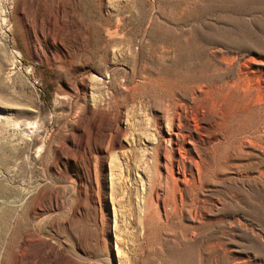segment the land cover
Segmentation results:
<instances>
[{
    "label": "rangeland",
    "instance_id": "374dc122",
    "mask_svg": "<svg viewBox=\"0 0 264 264\" xmlns=\"http://www.w3.org/2000/svg\"><path fill=\"white\" fill-rule=\"evenodd\" d=\"M0 264H264V0H0Z\"/></svg>",
    "mask_w": 264,
    "mask_h": 264
},
{
    "label": "bare ground",
    "instance_id": "6f19581e",
    "mask_svg": "<svg viewBox=\"0 0 264 264\" xmlns=\"http://www.w3.org/2000/svg\"><path fill=\"white\" fill-rule=\"evenodd\" d=\"M202 93H199L201 97L200 101L199 102H193V100H187V102L183 105V107H181V110L182 111H179L177 112L176 114L178 115L179 117V120L182 121V119H184V123L185 125L189 126L191 125L192 127V119H194V117H197V120L199 121V125H193L192 127V130H191V135L194 137V136H197L199 138H202V132L203 131H206L207 128H206V125L205 124H202L203 126H201L200 124L202 122H205V120H207V115H210L211 116V113H210V110H209V106H207V102L205 101V98H204V95ZM194 96V95H193ZM193 99V98H192ZM208 110V113L207 111ZM183 137H185L184 134H182ZM196 138V137H194ZM192 143V142H191ZM190 151V160L191 161H194L195 157H194V153L197 152V146L194 142V146H190L189 149ZM196 151V152H195Z\"/></svg>",
    "mask_w": 264,
    "mask_h": 264
}]
</instances>
